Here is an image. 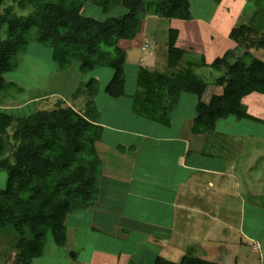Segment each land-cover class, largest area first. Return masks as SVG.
I'll return each instance as SVG.
<instances>
[{
	"label": "trees",
	"instance_id": "16d2710c",
	"mask_svg": "<svg viewBox=\"0 0 264 264\" xmlns=\"http://www.w3.org/2000/svg\"><path fill=\"white\" fill-rule=\"evenodd\" d=\"M10 1L29 13L17 14L12 6L0 13V171L6 174L5 187L0 188V232L13 230L16 263L31 264L42 257L48 238L63 248L67 216L98 200L101 164L93 144L101 127L96 112L91 115L90 101L99 86L91 78L80 85L73 102L59 100L55 109L23 114L16 111L19 107L4 106L7 92L18 88L5 75L16 70L26 46L37 43L51 50L60 71L69 70L74 61L84 74L96 67L110 68L112 76L103 91L119 98L126 94L127 60V50L119 43L137 40L150 16L190 21L192 15L188 0ZM87 6L95 8L99 18L84 15ZM177 37L176 29L168 30L164 71L137 69L132 94L136 113L166 123L179 96L187 93L197 99L194 134L212 132L217 122L230 118L258 121L245 113L242 101L252 94L264 95V61L253 56L264 52V10L256 8L249 23L230 30L234 49L243 51L237 58L227 51L210 64L204 58L187 60L186 68L178 70L187 53L176 46ZM200 68L218 73L211 83L221 93H214L208 103L201 97L209 83L194 75ZM154 264L217 263L183 256L174 263L157 258Z\"/></svg>",
	"mask_w": 264,
	"mask_h": 264
},
{
	"label": "crops",
	"instance_id": "0c3cea01",
	"mask_svg": "<svg viewBox=\"0 0 264 264\" xmlns=\"http://www.w3.org/2000/svg\"><path fill=\"white\" fill-rule=\"evenodd\" d=\"M227 2L231 4L230 7ZM238 2L239 0H225L227 4L211 2L208 15L213 16L217 9L224 7L231 11L236 25H245L249 23L246 14L252 15L261 1L257 0L253 9L247 8L246 13L245 6ZM249 2L251 0L246 2V7ZM260 9L264 10V7ZM194 21L193 16L190 21L171 20L174 24H186L182 30L176 26L172 28L178 31L176 46L187 54L197 47L194 40L190 41L195 34L190 28ZM205 21L209 22L208 19ZM230 30L227 33L212 30L220 39L219 42L213 45L211 35L209 43L203 49L198 47L195 55L204 58L207 64L222 57L227 51H231L237 58L235 43L228 39ZM137 40L133 47L137 46ZM199 41L201 43V35ZM209 47H214L212 53ZM156 51L159 58L162 54L157 49ZM155 58L151 59L150 68L142 67L153 70L151 67L155 64ZM260 59L264 61V52ZM163 62L164 67L159 71L165 70L164 58ZM210 88L214 90L207 94ZM218 90V87L209 84L201 101L208 103ZM132 94L119 98L108 97L101 102L102 106L104 103L106 106L111 104L104 112L97 105L93 108L94 112L91 110V115L96 112L97 125L101 127L100 136L93 144L95 156L101 164L98 200L91 208L77 210L67 216L69 229L66 227L67 241L63 248L48 245L42 257L34 259L31 264H60L63 259L73 262L62 261V264H154L157 258L174 263L179 262L183 256L198 257L217 264H240L241 250H235L233 255L227 254L231 237L237 233L251 242V249L256 242L264 251V236L256 234L257 229H250L248 234L243 233L232 226L229 220L225 224L222 220L231 218L228 212L235 208V204H228L230 201L252 200L251 194L242 189V182L235 175V163H231L229 159L225 164L223 157L231 155L230 151L235 147L238 150H250V146H245L244 141L239 138L256 134L245 132L246 134L240 135L237 134L239 130H236L232 134H225L223 141L221 132L216 131L217 124L212 132L194 134L197 99L187 93L179 96L169 121L157 123L136 113ZM242 103L248 107L255 106L264 113V95L252 94L244 98ZM114 108L118 110H113ZM252 117L258 121L233 120L239 127H248L243 121L264 126V117ZM258 137L264 139V134ZM220 202H224L222 207L228 210H221L223 208L217 204ZM252 211L254 210H249V214ZM225 227H228V232ZM223 229L226 235L224 244ZM85 230L90 233L87 234ZM90 239L91 242L88 241ZM102 240L107 242L104 244ZM111 240L117 245H110L108 241ZM86 246L90 251L80 259L81 256L76 252H84L87 250ZM61 249L66 254L62 255ZM9 251L5 255L12 258H7V264H15L16 258L14 254L8 256ZM16 252L14 249L13 253L17 254ZM250 254L253 255V251ZM2 256L0 252V259ZM258 261L257 264H264L261 257ZM0 264L5 263L0 261Z\"/></svg>",
	"mask_w": 264,
	"mask_h": 264
},
{
	"label": "rangeland",
	"instance_id": "374dc122",
	"mask_svg": "<svg viewBox=\"0 0 264 264\" xmlns=\"http://www.w3.org/2000/svg\"><path fill=\"white\" fill-rule=\"evenodd\" d=\"M188 1L191 7V15L195 20L190 24V28L195 31V34L190 41L194 40V44L197 47L193 52H189V54L185 56L184 62L179 65L178 70L186 68L185 63L187 62V60L191 61L194 59H198V56L195 55L198 47L203 49L202 47L205 46V44L209 43L208 39L209 37H211V35H213V45H216L217 42H219L220 39L212 32V30L216 31L217 29L221 32L227 33V31H229L232 26L231 24L235 20L234 17L232 18L231 11L225 10L224 7L217 9L215 15H208V13L210 12L209 8L212 5L211 2L215 3L214 0ZM256 1L257 0H251V2H249L250 4L247 7L246 2L248 3V0H239L238 4H243V6H245L244 13H246V11L248 10L247 8L253 9ZM260 1L261 2L259 5H257V7H264V0ZM223 3H225V0H221L220 4ZM9 6H12L17 14L26 15L29 13L28 9L22 12L19 11L17 9V5L12 3V1L10 0H0V13L5 7ZM228 6L230 7L231 4L228 3ZM82 13L86 16L99 18L98 12L95 11V8L91 6L85 7ZM246 15L249 19L251 18V13H248ZM205 19H208L209 22L205 23ZM185 25L186 24H174L169 20L158 19L154 16H150L145 20L144 31L139 36V38L141 37L142 40H137L135 42V44H137V46L140 45V47H133L134 42L132 41H122L119 43V46L127 50V60L125 64L126 94H132L135 91V72H137V69L142 66L150 68L151 59L157 57L156 49L158 50L159 54L162 55H160L159 58L157 57V59L155 58V64L153 66L151 65V68L153 70L163 69V58L165 61V44L167 42L168 30L171 29L172 26H176L180 30H182V27H186ZM239 26L240 25H236V23L234 22L232 27L235 28ZM200 35L201 43L199 41ZM222 35L225 36L224 34ZM184 39L185 36H183L182 40ZM209 48L212 53L214 51V47ZM242 52V50H237V53H235V55L240 57L242 55ZM262 55V51H256L253 53V56L258 59H260ZM194 75L199 77L201 80L212 84L211 82L213 78L218 76V73L212 71L211 69L200 68L194 70ZM111 76L112 70L108 67H96L88 73H81L79 71V63L76 61L72 62L69 70L64 72L60 71L57 65L51 59V50L49 48L37 43H29L26 46L25 52L21 53L18 56V66L16 70L5 75L6 80L10 83L16 84L18 88L8 91L7 97L3 101V103L5 107H19L16 109V111L18 110L19 113L22 112L23 114L38 109L52 110L57 107L59 100H63L67 104L70 103V100L71 102H73V96H76V92L79 89L80 85L89 81L91 78H94L98 81L99 90L97 95L93 97L92 101L90 102H92V106L95 107V105H97L104 112L111 106V104H108L107 106L105 103L103 106L101 104L102 101H106V99H108L109 97L104 93L103 89L107 82L111 79ZM213 90V88H210L209 90H207V94ZM216 92L221 93V90H218ZM192 97L196 99L194 95H192ZM74 100L78 103L80 102V98H74ZM259 106L262 109V106ZM244 107L245 113L249 114L250 116L252 115L259 118L264 117L263 111L256 108L255 106L249 105L248 107L244 105ZM116 109L117 108H114L113 110ZM242 123L247 124L248 127H239V124L235 125L236 123H234V120L232 118L228 119L226 122L219 121L217 122L216 131L221 132L223 141L225 139V134H232V132L236 130H239V133L237 134L240 135H244L246 133L257 135L239 138L240 140L244 141L243 143L245 146H250V150H245L246 148L238 150V148L235 147L230 151L231 155L226 156L225 158L223 157V159L225 160V164L229 162V159H231V163H235V175L242 182V189L245 192L251 194L252 200H250L249 202L230 201L228 204L232 206L235 204V208L231 210L232 212H228L231 218L222 220L224 224L226 223V220H229L232 226H235V228H237L239 231L242 230L243 233H247L250 229H257L258 233L256 234H259V236L262 237L264 235L260 234H264V139L258 136L264 134V126L251 121H243ZM5 184L6 174L5 172L0 171V188H4ZM217 204L221 205V207L225 205L224 202H220ZM222 208L223 209L221 210H228L225 207ZM251 209H253L254 211L249 214V210ZM241 210L245 211L242 212ZM234 214L236 217H233ZM65 224L69 229V223L67 224L66 222ZM224 229L225 231H227L228 227H225ZM224 229L223 244L226 242ZM85 232L87 234L90 233V231L87 230H85ZM90 238H92V236H90ZM16 240L17 236L12 229L0 232V252L3 255L0 259L1 262L7 264V258H12L5 255V252L9 251L7 250V248L11 249L8 253V256H12L14 254V257L16 258L17 254L13 253ZM88 241L91 242V239ZM248 241L244 240L238 233L236 235H233V237H231V243L227 254L230 253L233 255L235 253V250H237V252L241 250V257H239L240 264H257L259 262V257L264 260V251L261 250V247L255 242L252 250L251 242ZM101 242L105 244L107 240H102ZM108 242L112 246L117 245V243H113L112 240ZM262 243L264 244V239ZM46 244L47 245L45 246V249H47L48 245L52 244L50 238H48ZM77 244L78 243H76V245ZM237 244L238 246H236ZM86 248L87 250H85L84 252H76L78 256H81L80 259L84 258V253L90 251L89 247L86 246ZM60 251L62 255L66 254L64 249H61ZM250 251H253V255L250 254ZM248 257L250 258V261H248ZM16 261L17 260H15L14 262L15 264H17ZM62 261L63 263L66 261L73 262L69 259H63ZM62 261L60 264H62Z\"/></svg>",
	"mask_w": 264,
	"mask_h": 264
}]
</instances>
